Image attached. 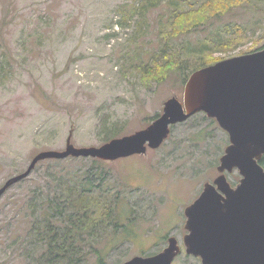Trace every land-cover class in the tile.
Wrapping results in <instances>:
<instances>
[{
	"label": "rangeland",
	"instance_id": "1",
	"mask_svg": "<svg viewBox=\"0 0 264 264\" xmlns=\"http://www.w3.org/2000/svg\"><path fill=\"white\" fill-rule=\"evenodd\" d=\"M136 1L0 0V189L37 154L64 151L68 139L75 148L100 147L147 128L167 100L182 103L184 70L175 67L161 80L147 74L160 58L165 7L126 19ZM182 1L197 6L207 0ZM227 1L232 7L219 19L172 40L169 51L179 47L182 66L196 62L205 41L211 44L205 57L218 59L214 64L264 49V0ZM228 145L217 122L198 113L145 155L104 164L86 158L39 162L0 198V264H42L35 220L67 179L94 165L87 176L90 200L102 208L118 199L122 220L116 233L111 226L94 245L106 251L120 240L105 264L156 255L170 237L181 250L172 264H201L185 253V210L219 176ZM225 176L232 188L241 180L237 170ZM86 249L84 264H98Z\"/></svg>",
	"mask_w": 264,
	"mask_h": 264
},
{
	"label": "water",
	"instance_id": "2",
	"mask_svg": "<svg viewBox=\"0 0 264 264\" xmlns=\"http://www.w3.org/2000/svg\"><path fill=\"white\" fill-rule=\"evenodd\" d=\"M204 113L229 136L219 160V176L204 184L202 193L185 210V253L201 264H264V49L230 58L193 72L184 87L182 103L173 97L163 113L147 128L115 138L100 147L75 148L70 139L62 152L37 154L28 168L10 178L1 196L26 179L44 160L90 158L112 162L145 155L167 140L171 127ZM237 170L239 184L232 188L225 173ZM174 237L167 247L149 257H133L123 264H172L180 254Z\"/></svg>",
	"mask_w": 264,
	"mask_h": 264
},
{
	"label": "trees",
	"instance_id": "3",
	"mask_svg": "<svg viewBox=\"0 0 264 264\" xmlns=\"http://www.w3.org/2000/svg\"><path fill=\"white\" fill-rule=\"evenodd\" d=\"M162 5L165 7V12L159 23L162 37L160 58L154 62L152 68L148 69L147 74L161 80L176 67L177 70H184L183 81L185 82L190 74L207 65L214 64L218 59H206V52H208L206 50L211 49V44L205 41L195 52L194 60L196 62H193L189 68L188 66L184 67L182 62L185 61L182 59L179 47L174 43L176 49L169 51V45L172 47V40L189 35L201 26L207 27L212 20L219 19L229 11L232 3L227 0H207L196 6L186 4L182 0H138L125 11L126 19L136 14L143 15L150 9ZM160 61L161 63H158ZM155 64L157 65L155 66ZM142 66H147V64ZM90 160L93 164H104V161ZM53 161L61 162V160ZM259 164L264 169V155ZM95 166L86 173L75 174L72 178L67 179V183H63L65 189L61 188L62 192L54 196L55 201L46 204L47 209L43 210L35 220L32 229L35 236L40 238L41 244L34 243V248L38 249L39 246L41 250L39 259L42 264H84L88 253L86 248L93 251L98 264H105L104 261L108 253L120 241L116 238L114 243L107 246L106 251L94 246L102 235H108L107 231L111 226L114 233L122 227V220L116 212L118 199L102 208L96 205L94 199L90 200L92 195L87 176L91 175ZM82 180H85V184H82ZM114 236H121V234Z\"/></svg>",
	"mask_w": 264,
	"mask_h": 264
}]
</instances>
